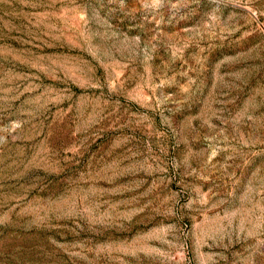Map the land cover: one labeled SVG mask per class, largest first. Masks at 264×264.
Returning <instances> with one entry per match:
<instances>
[{"label":"rangeland","instance_id":"374dc122","mask_svg":"<svg viewBox=\"0 0 264 264\" xmlns=\"http://www.w3.org/2000/svg\"><path fill=\"white\" fill-rule=\"evenodd\" d=\"M0 264H264V0H0Z\"/></svg>","mask_w":264,"mask_h":264}]
</instances>
